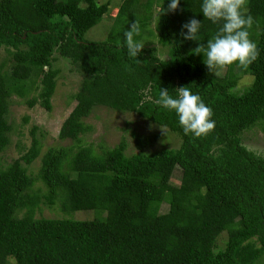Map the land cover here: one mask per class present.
I'll return each instance as SVG.
<instances>
[{"label": "trees", "instance_id": "obj_1", "mask_svg": "<svg viewBox=\"0 0 264 264\" xmlns=\"http://www.w3.org/2000/svg\"><path fill=\"white\" fill-rule=\"evenodd\" d=\"M162 2L123 0L107 36L92 41L85 36L108 15L110 0H0V264H264V156L247 145V134L264 135V0L246 4L257 60L246 70L222 68L223 76L195 55L197 42L180 36L193 18L202 22L199 43L218 31L202 16V0H181L158 21ZM135 22V38L145 45L132 58L123 32ZM57 58L81 74L60 145L42 152L45 134L33 127L30 146L3 166L14 130L11 99L28 107L40 99L50 110ZM186 86L216 122L199 138L185 135L174 112L154 103L160 88L175 96ZM98 107L134 114L163 132L132 133L129 154L124 138L113 147L87 143L85 120ZM41 206L93 211L95 218H35Z\"/></svg>", "mask_w": 264, "mask_h": 264}, {"label": "rangeland", "instance_id": "obj_2", "mask_svg": "<svg viewBox=\"0 0 264 264\" xmlns=\"http://www.w3.org/2000/svg\"><path fill=\"white\" fill-rule=\"evenodd\" d=\"M105 2L107 0H100ZM110 7L108 15L105 16L100 25L97 28L90 30L85 36L87 40H102L104 39L109 29L113 25V20L117 14L119 6L123 0H110ZM156 12V11H155ZM155 18V14H154ZM152 20V26L154 22ZM155 45V41L150 42V46ZM4 58V55H0V61ZM163 59L164 55H160ZM55 68L59 71L56 77V90L50 101V110H46L41 104L39 99L33 107H28L25 100L19 99L15 96L11 99L10 113L8 122L13 126V132L11 134V146L3 155L2 165L9 164L13 159L18 158L21 154L20 147L28 148L30 146V131L33 127H37L45 135L41 138L44 152L50 147H58L60 142L57 139V135L63 121L68 117L69 113L75 106V101L70 99L71 95H74L81 83V74L77 66L72 65L69 61L57 58ZM224 69H216L215 73L219 76H223ZM246 83L244 82L240 89L244 88ZM37 97V93L33 92L30 98ZM37 99V98H36ZM86 125H90L91 132L85 137V142L98 144L102 142L107 147H113L124 138L127 143L126 154L134 152V144L132 133L139 135H148L153 132L162 133V128H157L153 125H149L144 120L138 118L134 114H124L114 112L104 107H98L93 110L91 115L85 120ZM247 145L250 149L256 150L259 154L264 156V135L260 131H254V133L247 134ZM38 138L39 135H38ZM169 146L177 148L179 146V140L175 136L169 137ZM20 149V151H19ZM152 151V149H150ZM39 167V159L36 160L30 167L32 173H36L35 170ZM179 172L176 171L173 184L179 182ZM38 186V184H37ZM162 213L166 212V206L161 208ZM93 211H80L72 214H63V212L55 207L48 208L41 206L35 212V218H67L75 219L79 221H91L95 218Z\"/></svg>", "mask_w": 264, "mask_h": 264}, {"label": "clouds", "instance_id": "obj_3", "mask_svg": "<svg viewBox=\"0 0 264 264\" xmlns=\"http://www.w3.org/2000/svg\"><path fill=\"white\" fill-rule=\"evenodd\" d=\"M180 3L181 0H163L156 8V19L159 21L160 16L177 12ZM246 4L247 0H202V16L211 23L220 25L206 44L199 43L201 21L193 18L182 25L180 36L185 41L198 43L195 55L202 54V62L210 73L233 64L246 70L257 60L259 52L256 43L250 39L249 32L254 18L247 14ZM140 35L141 27L138 22L133 23L130 30L123 32L124 47L132 58L142 54L145 43L142 39L135 38ZM247 82L251 83L250 80ZM154 103L174 112L185 135L199 138L215 128L212 109L189 86L176 89L175 96L170 95L167 89L160 88Z\"/></svg>", "mask_w": 264, "mask_h": 264}]
</instances>
